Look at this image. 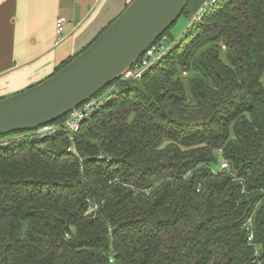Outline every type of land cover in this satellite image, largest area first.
<instances>
[{
	"label": "trees",
	"instance_id": "trees-1",
	"mask_svg": "<svg viewBox=\"0 0 264 264\" xmlns=\"http://www.w3.org/2000/svg\"><path fill=\"white\" fill-rule=\"evenodd\" d=\"M199 13L73 141L0 148V264H264V0Z\"/></svg>",
	"mask_w": 264,
	"mask_h": 264
},
{
	"label": "water",
	"instance_id": "water-1",
	"mask_svg": "<svg viewBox=\"0 0 264 264\" xmlns=\"http://www.w3.org/2000/svg\"><path fill=\"white\" fill-rule=\"evenodd\" d=\"M188 2L133 0L57 73L0 99V137L55 123L119 80L177 22Z\"/></svg>",
	"mask_w": 264,
	"mask_h": 264
},
{
	"label": "crops",
	"instance_id": "crops-1",
	"mask_svg": "<svg viewBox=\"0 0 264 264\" xmlns=\"http://www.w3.org/2000/svg\"><path fill=\"white\" fill-rule=\"evenodd\" d=\"M133 0H0V99L31 88L79 55ZM67 19L65 34L57 32Z\"/></svg>",
	"mask_w": 264,
	"mask_h": 264
},
{
	"label": "built area",
	"instance_id": "built-area-1",
	"mask_svg": "<svg viewBox=\"0 0 264 264\" xmlns=\"http://www.w3.org/2000/svg\"><path fill=\"white\" fill-rule=\"evenodd\" d=\"M66 24L67 19L65 17H59L57 19L56 27L57 32L60 36L65 34ZM166 42L167 39L163 38L159 42L157 41L151 48H149L145 52V54L122 75V77L119 79L120 83L140 80L146 73V71L151 67V65L169 50ZM157 54H159L158 57H156ZM116 89L117 86H113L109 90L104 91L99 96L90 99L82 106L68 114L69 116L61 122H55L45 126L37 127L33 130H29L28 133L25 134H17L0 139V148H6L13 141L20 140L22 138H25L26 136L48 137L65 133L69 135L71 139H73V136L80 130L81 124L85 120L89 119L93 115V113L104 104V102L110 97V95L113 94ZM68 151L72 153L73 149L70 147L68 148ZM228 169L229 165L227 163H223L221 170L228 171ZM92 211L93 208L90 209V212ZM111 262H113V260Z\"/></svg>",
	"mask_w": 264,
	"mask_h": 264
},
{
	"label": "rangeland",
	"instance_id": "rangeland-1",
	"mask_svg": "<svg viewBox=\"0 0 264 264\" xmlns=\"http://www.w3.org/2000/svg\"><path fill=\"white\" fill-rule=\"evenodd\" d=\"M195 1H194V3H192L190 5L189 12H191V15H182L177 20V22L169 29V45L168 46H171V43L174 40L179 39L183 35V33L187 30V28L191 25V23H193L196 19L199 18V15H200L199 12L205 7L206 3L209 0H206L205 2H204V0H195ZM195 11H197V13H195ZM158 56H159V54H157L156 57H158ZM73 139H74V136H73ZM73 139H71V140L73 141ZM70 147L73 149L72 153L78 155V152H77V149H76L74 143ZM221 165H222V161H220L217 166L213 167L214 171H216V172L221 171Z\"/></svg>",
	"mask_w": 264,
	"mask_h": 264
}]
</instances>
